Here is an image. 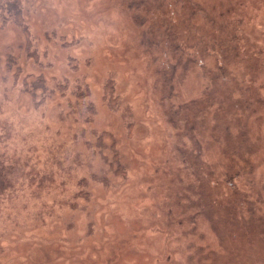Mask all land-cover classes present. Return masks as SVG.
<instances>
[{
    "label": "rangeland",
    "instance_id": "1",
    "mask_svg": "<svg viewBox=\"0 0 264 264\" xmlns=\"http://www.w3.org/2000/svg\"><path fill=\"white\" fill-rule=\"evenodd\" d=\"M1 2L0 264H264V0Z\"/></svg>",
    "mask_w": 264,
    "mask_h": 264
},
{
    "label": "trees",
    "instance_id": "2",
    "mask_svg": "<svg viewBox=\"0 0 264 264\" xmlns=\"http://www.w3.org/2000/svg\"><path fill=\"white\" fill-rule=\"evenodd\" d=\"M1 3H2V2H1V0H0V4H1ZM13 4H14V3H13ZM6 5H8V6H9V8H10V10H11V11H13V10H14V5H15V4H14V5H12L11 3H8V2H7V4H6Z\"/></svg>",
    "mask_w": 264,
    "mask_h": 264
}]
</instances>
